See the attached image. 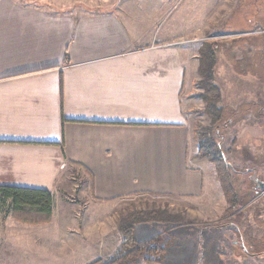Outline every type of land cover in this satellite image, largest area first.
Wrapping results in <instances>:
<instances>
[{"label": "crops", "instance_id": "obj_1", "mask_svg": "<svg viewBox=\"0 0 264 264\" xmlns=\"http://www.w3.org/2000/svg\"><path fill=\"white\" fill-rule=\"evenodd\" d=\"M164 2L0 0V187L52 195L48 224L0 218V255L90 264L117 252L121 209L140 202L221 215L185 109L197 58L157 33Z\"/></svg>", "mask_w": 264, "mask_h": 264}, {"label": "rangeland", "instance_id": "obj_2", "mask_svg": "<svg viewBox=\"0 0 264 264\" xmlns=\"http://www.w3.org/2000/svg\"><path fill=\"white\" fill-rule=\"evenodd\" d=\"M255 3H257V6ZM255 27L264 32V0H165L164 2L163 15L159 20L157 33L162 32L166 35L174 32L178 37V41L181 42L178 47H186L190 51L191 56H196L197 58V79L191 89L190 99L185 105L188 115V127L196 145L197 153L200 143L204 142V140H209L212 136L214 137L210 118L204 110L205 104L202 98L204 90L199 84V53L205 44H222L220 53L217 54L214 70V84L221 95L218 106L233 110L245 103L261 101L262 111H264V76L260 80L252 78L251 75H248L247 78H242L234 72L228 60H232V58L233 60H235L234 58L241 60L252 55L255 50L253 42L243 44V42L236 40H241L243 37L253 38L259 35L260 31H253ZM235 41L237 43L233 45ZM198 134L204 135V140H200ZM222 135L221 138H216V143H218L220 150L224 154L227 164L232 168L229 169V173L236 182L235 188L243 192L246 189L245 179L248 178L252 183L254 178L264 182V116L257 117L252 113L247 114L238 121H232L229 128ZM204 160L208 162L206 158ZM210 165L213 168L214 181L216 180L215 182H217L214 166L211 163ZM63 199L75 201L76 194L66 193ZM216 204V201L212 202L214 208ZM223 204L221 205L223 206L221 215L211 217V220L206 222H200L195 221V218L188 219L183 212L169 213L163 207H151L148 206V203L143 205L140 202L139 205H134L128 211L127 208L125 210L121 209L118 225L132 211L160 210L169 215L180 216L179 220L182 221L181 226L183 228L173 238L167 237L166 233L172 230L175 231L176 226H164V231H168L164 232L163 243L168 241L165 243L167 250L165 251L162 264H195L197 261L196 246L198 238L195 235V231L188 233L184 229L186 227L219 226L232 221L240 229L241 237L247 247H256L259 244L263 247L264 196L257 191V195L254 194L252 198L244 202V205L239 208L238 215L234 219L228 217L225 199ZM1 217H3V210L0 209ZM12 220L20 223L13 218ZM159 231L156 228H151L148 231L145 227H140L136 232V239L140 240ZM8 235L9 233H6L5 230H0L1 241L6 240ZM118 236V241L113 240L112 242L114 245L121 243L116 249L117 252L114 253L111 250L108 255L92 263L98 261L99 264H105L120 255L123 248V236L121 233L120 239H118ZM206 238L203 264L249 263V259L244 260L243 257L237 256L238 249H234L232 243L235 240V235L228 228L219 230L211 237L206 236ZM168 242L169 244H167ZM14 258L15 256L12 254L0 255V264H21ZM250 263L264 264V260H252Z\"/></svg>", "mask_w": 264, "mask_h": 264}, {"label": "trees", "instance_id": "obj_3", "mask_svg": "<svg viewBox=\"0 0 264 264\" xmlns=\"http://www.w3.org/2000/svg\"><path fill=\"white\" fill-rule=\"evenodd\" d=\"M257 3H255L256 6ZM253 31L258 32L260 30L255 27ZM236 41H241L243 44L253 42L255 50L251 56L245 57V59L242 58L244 60H238L237 58H234L235 60L233 58L232 60L228 59L231 68L242 78H247L248 75H251L252 78L260 80L264 76V32L260 31V34L253 38L243 37L241 40ZM236 41L233 42V45L237 43ZM221 47V43H208L205 44L199 53V84L204 90L202 96L205 104L204 110L210 118L214 137L204 140V135L198 134L199 139H203L204 142L199 144L197 157L206 158L214 166L217 181L227 204L228 217L234 219L244 202L252 198L256 193L249 178L245 179L246 189L243 192L235 188L236 182L229 173L230 167L227 165L225 156L220 150L218 143H216V138L219 139L223 136L222 133L229 128L232 121H238L251 113L257 117H263L264 111H262L261 101L245 103L233 110L218 106L221 95L214 84V70L217 54L220 53ZM0 209L3 210V219L10 216L20 223L29 225L48 224L52 219V195L46 190L0 187ZM179 217L166 214L160 210L132 211L118 225V230L123 236V248L120 255L105 264H162L165 251L167 250L165 243L168 241L163 243L164 232L168 231H164V226H176L175 231L172 230L166 233L167 237L173 238L183 228ZM231 223L233 222H229L228 225L231 226ZM140 227H145L148 231L151 228H156L160 231L137 240L136 232ZM221 228L218 225L184 228L188 233L195 231V235L198 238L196 246L198 258L195 264H202V251L207 239L206 236L211 237ZM92 264H99V262Z\"/></svg>", "mask_w": 264, "mask_h": 264}, {"label": "flooded vegetation", "instance_id": "obj_4", "mask_svg": "<svg viewBox=\"0 0 264 264\" xmlns=\"http://www.w3.org/2000/svg\"><path fill=\"white\" fill-rule=\"evenodd\" d=\"M230 169H232V168L230 167ZM249 173H251V172L249 171ZM259 182L260 181L257 180V178H254L253 188L255 190L256 195H257V191H259L260 194L262 196H264L262 194V191L259 188ZM219 226L222 227L221 230L228 228V230H231L234 233L235 240L232 242L233 243V247H234V249H238L237 256H239L240 258L243 257L244 260L245 259H249V261H248L249 263H247V264H251L252 262L250 263V261H252V260L253 261L254 260H264V246L261 247V245L259 244L256 247L255 246L254 247H250V248L247 247L246 244H245V242L243 241V239L241 237V231H240V229L238 228L237 225L231 223V226H229L228 223H227V224H221ZM234 249H229V250H234ZM204 255L205 254H204V247H203V251H202V264L204 262L203 261Z\"/></svg>", "mask_w": 264, "mask_h": 264}, {"label": "water", "instance_id": "obj_5", "mask_svg": "<svg viewBox=\"0 0 264 264\" xmlns=\"http://www.w3.org/2000/svg\"><path fill=\"white\" fill-rule=\"evenodd\" d=\"M227 165L230 167L229 164H227ZM259 188L262 191V194L264 195V182H259Z\"/></svg>", "mask_w": 264, "mask_h": 264}]
</instances>
